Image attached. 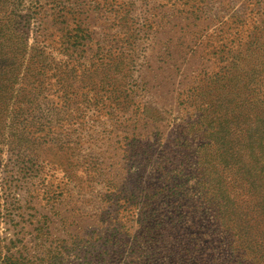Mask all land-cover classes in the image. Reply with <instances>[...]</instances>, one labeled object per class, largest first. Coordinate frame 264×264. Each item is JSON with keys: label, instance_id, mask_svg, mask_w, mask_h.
Here are the masks:
<instances>
[{"label": "rangeland", "instance_id": "obj_1", "mask_svg": "<svg viewBox=\"0 0 264 264\" xmlns=\"http://www.w3.org/2000/svg\"><path fill=\"white\" fill-rule=\"evenodd\" d=\"M14 9L0 34L61 83L30 95L58 108L12 116L0 264H264V0H0V21Z\"/></svg>", "mask_w": 264, "mask_h": 264}, {"label": "trees", "instance_id": "obj_2", "mask_svg": "<svg viewBox=\"0 0 264 264\" xmlns=\"http://www.w3.org/2000/svg\"><path fill=\"white\" fill-rule=\"evenodd\" d=\"M19 15L17 10H11L8 16H6V14L3 16L6 18H3L0 24H8L7 30H13L14 25L12 29H10V26L12 22H16L15 17ZM4 22L5 24H3ZM7 41L8 39L5 38V35L0 34V154L4 146L13 144L10 140L13 139V135L8 133V131L12 129V125H22L27 122V118L19 113L17 115L21 116L18 118V121L13 122L12 116L16 111H23L24 108L27 107L25 110L26 112H38L37 114L40 113L41 118V112L45 107V110L58 108L55 106L57 102L53 104L50 99H33L30 95L33 96L36 91H45L48 92V95L57 93L58 97L59 90L53 91V88L61 83L59 79V75L61 74L60 67L53 54L47 53L44 47H37V50L34 47H30L29 51H14L9 48ZM68 62H70V59ZM18 63L19 67L21 65H26V67L24 66L22 72H18L15 77H10L8 74L9 69L15 67ZM62 65L65 68L69 67V63H67V65L62 63ZM24 82H27L26 84L29 85V99H31L25 102L24 100L17 99L18 96L22 94ZM15 85H18L19 89H16L15 93L11 94L9 91L13 89ZM46 100L48 101L47 103ZM37 123L40 127H45V122L40 124L38 120ZM49 123L52 122L50 121ZM43 138H46V136H43ZM17 141L20 144V140L18 139ZM16 145L18 146V144Z\"/></svg>", "mask_w": 264, "mask_h": 264}]
</instances>
